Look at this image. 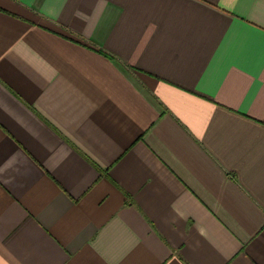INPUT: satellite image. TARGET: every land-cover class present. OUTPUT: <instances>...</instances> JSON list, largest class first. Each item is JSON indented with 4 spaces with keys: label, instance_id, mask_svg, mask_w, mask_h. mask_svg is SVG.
I'll return each instance as SVG.
<instances>
[{
    "label": "crops",
    "instance_id": "crops-1",
    "mask_svg": "<svg viewBox=\"0 0 264 264\" xmlns=\"http://www.w3.org/2000/svg\"><path fill=\"white\" fill-rule=\"evenodd\" d=\"M0 264H264V0H0Z\"/></svg>",
    "mask_w": 264,
    "mask_h": 264
}]
</instances>
